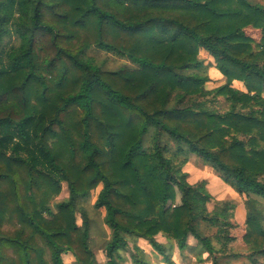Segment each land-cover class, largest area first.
I'll return each mask as SVG.
<instances>
[{"label": "trees", "instance_id": "trees-1", "mask_svg": "<svg viewBox=\"0 0 264 264\" xmlns=\"http://www.w3.org/2000/svg\"><path fill=\"white\" fill-rule=\"evenodd\" d=\"M90 48L136 68L101 71ZM201 50L225 80L211 90ZM263 92L264 6L249 0H0V264H95L74 215L94 190L106 264H153L139 239L162 264L190 240L221 264L234 204L185 180L190 156L245 198L242 242L264 257Z\"/></svg>", "mask_w": 264, "mask_h": 264}, {"label": "rangeland", "instance_id": "rangeland-1", "mask_svg": "<svg viewBox=\"0 0 264 264\" xmlns=\"http://www.w3.org/2000/svg\"><path fill=\"white\" fill-rule=\"evenodd\" d=\"M251 3H256L264 6V0H249ZM246 34L257 39L259 37L258 31L246 30ZM16 42L14 37H11L9 40L4 41V46L8 49L11 45H14ZM198 57L203 60L204 65H208L206 70V75L209 78V82L205 84L207 90L214 89L224 83V78L219 77L218 72L212 70V66L208 64V55L202 50L199 52ZM84 59L90 61L94 66L99 68L101 71L115 72L120 70H131L136 68V66L128 61L126 58H122L118 55L112 53H106L100 51L96 48L88 49L84 54ZM221 78V79H218ZM238 82V81H237ZM239 89H246L241 82H238ZM232 86V85H231ZM238 90V89H237ZM239 90V91H240ZM264 98V92L262 94ZM171 105L175 103L173 96L171 97ZM189 99H184L181 102L180 107H183L188 104ZM181 173L185 174V180L191 184L202 183L205 191L210 195V197L216 202L231 201L234 204V209L232 210V215L228 218L230 223H233L234 229L229 230L230 236L235 238V242L232 244H227L228 253L225 256L219 257L221 264H264V257H255V262L253 263L248 258V252L242 242V237L244 235V219H245V207L243 196H238L228 185L224 184L218 175L207 165H204L196 157L190 156L187 162L181 166ZM264 182V176L261 178ZM60 193L57 197L51 200V206L54 209V206L57 202L67 199L68 191L65 183H62L60 186ZM98 190L90 192L89 196L78 202V209L81 211L75 212V222L78 227L82 226V215L85 213V217L88 222V244L95 256V264H106V258L104 256V246L107 240L110 239V232L108 228L104 225V216L105 213L94 208V201L96 199ZM233 194V195H232ZM234 196V197H232ZM233 198V199H232ZM213 207V203L208 205L209 210ZM199 230L203 231L206 236L213 237L216 229L210 227L207 229V225H199ZM227 230V229H226ZM157 240H162L160 237H157ZM215 241V239H213ZM137 246L142 249L144 252L148 250L150 260L153 264H162L158 262L150 253L149 247L142 242L137 240ZM223 250V249H222ZM221 250V251H222ZM181 254V255H180ZM123 260L120 264H131L128 257L123 253ZM172 260L175 264H211L206 253L201 251L200 246L194 241L190 240L184 250L181 252L177 247L173 246L172 251ZM64 264H77L73 255L68 254L63 257Z\"/></svg>", "mask_w": 264, "mask_h": 264}, {"label": "crops", "instance_id": "crops-1", "mask_svg": "<svg viewBox=\"0 0 264 264\" xmlns=\"http://www.w3.org/2000/svg\"><path fill=\"white\" fill-rule=\"evenodd\" d=\"M202 52H204V51L202 50ZM204 53H205V52H204ZM207 59H208V64H211L210 66H212V70L218 72V71L214 68L213 60H212L209 56L207 57ZM218 74L220 75L219 72H218ZM219 77H222V76L220 75ZM218 79H221V78H218ZM239 85H240V84H239L237 81H233V82H232V87L235 88V89L240 90V89L238 88ZM240 91H244V90H240ZM232 195H233V194H232ZM232 197H234V196H232ZM232 199H233V198H232ZM138 241L144 243L145 245H147V247H149V254L152 252L150 246H149L145 241L140 240V239H139ZM145 253H148V250H147Z\"/></svg>", "mask_w": 264, "mask_h": 264}]
</instances>
